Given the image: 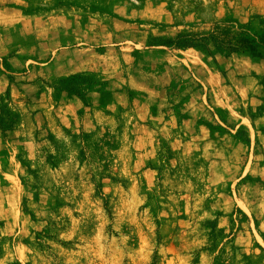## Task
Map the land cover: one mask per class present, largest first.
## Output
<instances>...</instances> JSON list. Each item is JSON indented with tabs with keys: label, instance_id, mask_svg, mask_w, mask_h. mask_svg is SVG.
I'll return each instance as SVG.
<instances>
[{
	"label": "rangeland",
	"instance_id": "1",
	"mask_svg": "<svg viewBox=\"0 0 264 264\" xmlns=\"http://www.w3.org/2000/svg\"><path fill=\"white\" fill-rule=\"evenodd\" d=\"M0 264H264V0H0Z\"/></svg>",
	"mask_w": 264,
	"mask_h": 264
}]
</instances>
